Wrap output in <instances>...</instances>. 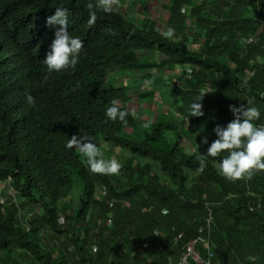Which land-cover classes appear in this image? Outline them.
Segmentation results:
<instances>
[{"label": "trees", "instance_id": "1", "mask_svg": "<svg viewBox=\"0 0 264 264\" xmlns=\"http://www.w3.org/2000/svg\"><path fill=\"white\" fill-rule=\"evenodd\" d=\"M89 2L0 0V179L13 187L1 195L0 264H177L197 236L209 238L213 264H264V173L233 183L213 158L203 173L196 159L233 119L229 105L251 99L264 125V0H171V39L155 20L114 11L97 10L90 28ZM57 7L68 9L83 50L74 70L43 82L59 28L46 21ZM176 69L179 81L169 74ZM121 72L135 76L116 85ZM133 91L159 93L165 110L138 119L127 106ZM202 92L203 115L191 116ZM113 100L127 124L105 115ZM73 135L120 161V174L92 173L66 147ZM19 207L35 212L27 224ZM43 229L63 237L58 258Z\"/></svg>", "mask_w": 264, "mask_h": 264}, {"label": "clouds", "instance_id": "2", "mask_svg": "<svg viewBox=\"0 0 264 264\" xmlns=\"http://www.w3.org/2000/svg\"><path fill=\"white\" fill-rule=\"evenodd\" d=\"M118 4L119 0H96L95 4L89 2L86 5L89 12L88 26L91 28L95 25L97 10L105 13L114 11L124 14L115 10L114 6ZM168 12L169 15L166 20L171 15V11ZM46 23L59 25V28L54 32L50 51L44 58L48 75L43 77V82H47L53 72L62 73L67 72L69 69L74 70L78 63V57L83 50V41L79 37H73L69 34L67 8L57 7L54 15L49 17ZM190 24H192L191 21H188L187 26L189 27ZM174 33L175 29L169 27L163 35L165 38L171 39ZM139 87H142V90L150 88L148 83H142V86ZM207 93L209 92H202L198 96L197 102L192 103L191 116L199 117L203 115L201 101ZM26 100L28 104L35 103V99L31 95H28ZM248 105H229V111L232 113L233 119L226 126L217 125L214 128L217 138L207 147L206 154L196 156L199 163L198 172L203 173L208 166L207 159L211 157L215 161V167L218 169L219 174L229 182L251 181L255 176L264 173V125L258 126L255 123L260 119L259 108L254 106L251 99L248 100ZM105 115L109 120H118L123 124H127L126 117L129 112L121 110L118 107V101L113 100ZM200 143L208 144L207 137H202ZM66 147L69 149L75 148L85 158L89 170L94 174L114 176L119 175L121 172L122 163L115 158H105L101 148L87 136L78 137L73 135L67 141ZM198 147L199 145H197V149ZM8 184L11 186L10 183ZM11 191H13V187H11ZM11 195H13L12 192Z\"/></svg>", "mask_w": 264, "mask_h": 264}, {"label": "rangeland", "instance_id": "3", "mask_svg": "<svg viewBox=\"0 0 264 264\" xmlns=\"http://www.w3.org/2000/svg\"><path fill=\"white\" fill-rule=\"evenodd\" d=\"M122 9H123V7H122ZM118 12H120V11H118ZM162 13H163V15L167 14V12H162ZM124 15L126 17L130 18L129 14L125 13ZM163 19H164V17H163ZM184 29L189 32V27L185 26ZM153 59H154V57H153ZM157 59H158V57H157ZM169 74L174 75L173 77L176 78V81H179L180 70L178 71L176 69V71L174 73H172V71H170ZM134 76H135V74H132L131 72H121L118 76L115 77V80H113V82L116 85L122 84L125 82H129L130 80H132L134 78ZM136 85L139 86L140 84H136ZM150 89L151 88H149V89L146 88L145 90L149 91ZM133 93L134 94L131 96V99L128 102L127 106L131 111H133V113L137 116L138 119H142V118H145L148 116L150 118V120H153L159 113H161V111L165 110L164 109L165 105H164V103L161 102V97H160L159 93H156V95L153 96V98H151V99L150 98L148 99V97L139 96L137 91H133ZM177 142L183 148V150L186 153L192 152L190 142L185 137H179ZM7 183H10V178H8L7 180H4V181L1 180L0 186L6 185ZM77 184H79V183H77ZM77 184L75 185L76 191L81 188V185L80 184L77 185ZM3 192L5 193V195L9 194L8 188H4ZM10 196H12V195H10ZM19 208L21 209L20 210L21 216L25 219L24 223L29 221L32 218V216H34L35 212L29 211L27 208L26 209H23V207H19ZM36 212L42 213L41 210L40 211L36 210ZM29 229L30 228L27 225V230H29ZM40 232L44 238V241H46V243H48V245H50V247L55 251V254H57L58 251H60V249L63 248V245L60 242L63 239V237H59L58 235L56 236V234L53 233L52 230H48V229H46V230L43 229ZM15 252L18 253V251H15ZM55 257L58 258L59 255L57 254V256H55Z\"/></svg>", "mask_w": 264, "mask_h": 264}, {"label": "crops", "instance_id": "4", "mask_svg": "<svg viewBox=\"0 0 264 264\" xmlns=\"http://www.w3.org/2000/svg\"><path fill=\"white\" fill-rule=\"evenodd\" d=\"M170 1L171 0H119V4L115 6V10L124 14L127 13L130 18L137 20H146L150 18V20H155L157 26L160 28L162 26L166 27L165 23L169 15L168 7ZM162 12H167V14L163 15Z\"/></svg>", "mask_w": 264, "mask_h": 264}, {"label": "built area", "instance_id": "5", "mask_svg": "<svg viewBox=\"0 0 264 264\" xmlns=\"http://www.w3.org/2000/svg\"><path fill=\"white\" fill-rule=\"evenodd\" d=\"M4 188H8V191L10 192L11 186L7 183L6 185L0 186V202L4 203L5 200L1 196L2 194H5L3 192ZM8 192V193H9ZM211 218L207 221V227L210 226ZM178 238H180L178 236ZM198 246H202L203 250H205V255L201 254L200 249ZM215 259V252L211 248L210 240L209 238H205L203 236H197L192 239H190L185 246H183V252L182 255L178 261L177 264H213V261Z\"/></svg>", "mask_w": 264, "mask_h": 264}]
</instances>
